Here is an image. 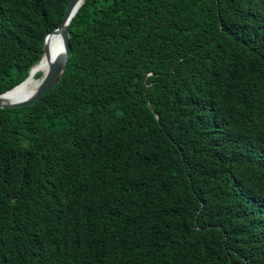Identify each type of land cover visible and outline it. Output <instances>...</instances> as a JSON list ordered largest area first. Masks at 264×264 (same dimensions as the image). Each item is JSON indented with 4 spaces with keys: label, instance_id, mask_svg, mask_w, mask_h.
I'll use <instances>...</instances> for the list:
<instances>
[{
    "label": "trees",
    "instance_id": "16d2710c",
    "mask_svg": "<svg viewBox=\"0 0 264 264\" xmlns=\"http://www.w3.org/2000/svg\"><path fill=\"white\" fill-rule=\"evenodd\" d=\"M71 1L0 0V95ZM69 30L61 82L0 110V264H264V0H86Z\"/></svg>",
    "mask_w": 264,
    "mask_h": 264
},
{
    "label": "water",
    "instance_id": "95a60500",
    "mask_svg": "<svg viewBox=\"0 0 264 264\" xmlns=\"http://www.w3.org/2000/svg\"><path fill=\"white\" fill-rule=\"evenodd\" d=\"M85 2L86 0H72L70 2L66 9L61 25L53 32L47 34L44 43V50L42 53V60L34 68H32L29 78L21 85L0 95V110L19 109L35 105L61 82L62 78L64 77L67 71L71 53L69 26L77 15L79 9L83 6ZM55 35H60L62 37L64 42V52L60 55L52 56L49 47V39ZM45 58L48 60L49 63V71L46 75H42V77L40 78L41 82L36 91L27 98L17 100L12 103L4 101L3 98L6 95L12 93L15 89L21 87L30 80L33 71L39 70V67ZM158 121L160 122L159 118Z\"/></svg>",
    "mask_w": 264,
    "mask_h": 264
},
{
    "label": "bare ground",
    "instance_id": "6f19581e",
    "mask_svg": "<svg viewBox=\"0 0 264 264\" xmlns=\"http://www.w3.org/2000/svg\"><path fill=\"white\" fill-rule=\"evenodd\" d=\"M49 47L52 56L60 55L64 52V42L60 35H55L49 39ZM40 73L42 75H46L49 71V63L48 60L45 58L42 64L39 67ZM41 80L35 79L31 76L30 80L22 85L21 87L15 89L12 93L6 95L3 99L7 102H15L17 100H21L27 98L31 94H33L38 86L40 85Z\"/></svg>",
    "mask_w": 264,
    "mask_h": 264
}]
</instances>
